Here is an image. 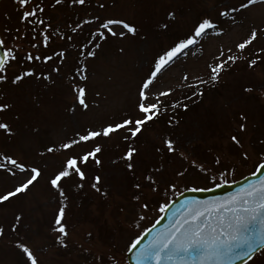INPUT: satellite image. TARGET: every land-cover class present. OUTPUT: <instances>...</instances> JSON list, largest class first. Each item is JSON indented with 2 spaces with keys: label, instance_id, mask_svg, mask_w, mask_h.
Returning a JSON list of instances; mask_svg holds the SVG:
<instances>
[{
  "label": "snow or ice",
  "instance_id": "6c2138e0",
  "mask_svg": "<svg viewBox=\"0 0 264 264\" xmlns=\"http://www.w3.org/2000/svg\"><path fill=\"white\" fill-rule=\"evenodd\" d=\"M91 6L92 0H12L11 11L5 9L0 12V19L4 21L0 23V136L9 141L21 139L17 124L21 113L17 110L14 95L15 90L28 81L44 83L46 88L56 84L57 80L66 82L71 100L65 111L73 117L101 106V92L89 91L93 62L99 58L109 38L127 40L129 35L138 36L140 29L127 17L101 15L109 7L107 0H95L99 11H87ZM258 6H264V0H212L210 11L197 16L186 30L175 35L169 45L154 54L148 69L137 82L135 99L130 107L99 124L77 127L71 136L65 135L41 146L43 150L37 151L36 155L40 159L51 158L54 161L51 165L41 166L20 147L0 148V173L15 180L10 188L0 192V207L27 195L44 179L60 200L50 231L55 242L67 248L70 231L64 204L67 199L65 184L72 181L77 187H83L82 182L90 181L92 189L102 191L104 177L100 170L104 166L107 141H113L118 149L112 163L122 162L129 172L135 173L141 156L139 141L150 125L171 111L173 115L165 123L169 128L178 126L176 111H188L191 105L202 102L206 90L218 86L222 76L241 59L251 70L264 64V43H258L264 41L262 14L261 18L252 19L238 40L230 45L223 42L218 45L216 52L205 61L204 73L185 70L176 84L160 82L165 70L181 56L187 58L197 45V52L192 54L203 55L206 37L227 35L225 21H231L233 25L243 24L244 18ZM60 9L70 11L67 18L54 17ZM13 14L16 15L15 25L8 23ZM176 23L177 12L169 10L163 20L156 22V26L169 32ZM250 49L253 51L249 52ZM126 51L124 46L118 48L121 55ZM245 53L249 55L245 56ZM259 88L264 95V82ZM242 92L252 95L256 87L242 86ZM36 106H41L38 98ZM238 117L237 126L229 131L228 139L232 145L243 148L249 117L244 111H239ZM38 135L39 129H33L32 137ZM154 150L158 155H170L186 161L191 168L208 171L203 162L191 157L186 149L181 150V142L172 132L162 134ZM242 156L250 159L247 150L242 152ZM214 163L223 165L224 156L216 155ZM90 165L96 169L91 176ZM165 168L166 164L161 160L155 167L141 173L132 185V200L141 209L140 219H145L143 212L150 209L149 197L160 196V177ZM181 169L175 172L179 179H183L189 170L183 167V163ZM262 170L264 152L260 153L256 170L251 175L255 176ZM220 175L223 176V172ZM77 178L81 183H77ZM210 179L215 180L216 177L211 176ZM167 187L175 191L177 184L168 182ZM104 194L107 195L106 192ZM169 203L162 200L159 212L164 213ZM23 217V211L17 210L11 221L0 219V237L9 230L18 232ZM159 222L158 219L156 224ZM156 224L152 225L153 229ZM146 232H149L148 228L135 235L127 246V251L135 253L136 264H233V261L255 264L258 256H264V175L223 200L185 201L171 224L143 242ZM14 247L23 256L24 264H43L26 238L17 236ZM97 259L103 264L102 257Z\"/></svg>",
  "mask_w": 264,
  "mask_h": 264
},
{
  "label": "rangeland",
  "instance_id": "374dc122",
  "mask_svg": "<svg viewBox=\"0 0 264 264\" xmlns=\"http://www.w3.org/2000/svg\"><path fill=\"white\" fill-rule=\"evenodd\" d=\"M107 3L109 7L101 15L127 17L140 31L138 36L129 35L127 40L109 38L103 45L99 58L93 62L89 91L101 92V106L87 114L78 113L73 117L65 111V106L71 100L66 82L57 80L56 84L46 88L44 83L28 81L15 90L14 95L17 110L21 113V119L17 122L21 139L9 141L0 136V148L20 147L41 166L54 163L51 158H38L36 152L43 150L41 146L65 135L71 136L77 127L88 123L99 124L130 107L135 99L137 82L148 69L154 54L169 45L175 35L186 30L197 16L210 11L212 0H115L114 5L113 0H107ZM5 9L11 11L12 0H0V12ZM86 10L99 11L95 0H92L91 8ZM169 10L177 12V23L169 32H164L157 28L156 22L163 20ZM69 14V10L60 9L54 13V17L67 18ZM262 14L264 6H258L250 16L244 18L243 24L233 25L231 21H225L227 35L206 37L203 40V55L192 54L197 52V45L187 58L181 56L166 69L160 82L176 84L185 70L204 73L205 61L216 52L218 45L222 42L230 45L238 40L245 34L252 19H259ZM3 22L0 19V23ZM16 22V15L13 14L8 23L15 25ZM120 46L126 48L125 55L118 52ZM251 51L253 49L249 50ZM244 55L248 56L249 53ZM262 82L264 64L251 70L245 60L238 61L222 76L218 86L206 90L202 102L191 105L188 111L177 110L175 114L179 120L178 126L169 128L166 125L165 121L173 115L170 111V114L148 127L139 141L141 156L135 173L129 172L122 162L112 163L118 149L113 141L105 142L104 166L100 170L104 177L102 191L92 189L90 181L82 182L83 187H77L72 181L65 184L67 199L64 204L70 231L67 248L56 243L50 231L49 226L60 200L44 179L27 195L0 207V219L11 221L17 210H22L24 214L18 232L9 230L4 237H0V264H24L23 256L14 247L17 236L26 238L33 245L43 264H101L98 256L103 258V264H126L128 244L135 235L159 218V204L162 200L170 202L184 190L208 189L222 182L235 181L255 169L260 153L264 152V143H260L264 140V95H261L259 88ZM245 85L255 86L256 92L252 95L243 93L242 86ZM36 98L40 107L36 106ZM239 111L246 112L249 117V130L244 137L243 148L232 145L228 139L229 131L237 126ZM36 128L39 129V135L33 138L32 131ZM167 132L174 133L181 142V150L186 149L191 157L203 162L208 171L191 168L186 161L170 155H158L154 145ZM244 150L249 152L250 159L243 158ZM216 155L224 156L223 165H215ZM161 160L166 168L160 177V196L149 197L150 209L143 212L145 219H140L141 209L132 200V185L141 173L155 167ZM182 163L189 170L183 179H179L175 172L182 170ZM95 172V167L90 165V176ZM221 172L223 176L220 175ZM211 176L216 179H210ZM168 182H175L177 189H169ZM14 183V178L0 173V192ZM77 183H81L78 178ZM137 224L139 227H136ZM255 264H264V256H258Z\"/></svg>",
  "mask_w": 264,
  "mask_h": 264
},
{
  "label": "water",
  "instance_id": "95a60500",
  "mask_svg": "<svg viewBox=\"0 0 264 264\" xmlns=\"http://www.w3.org/2000/svg\"><path fill=\"white\" fill-rule=\"evenodd\" d=\"M264 175V170L256 172V175H249L245 178L236 181L234 183H224L215 188L201 191H185L177 196V198L169 203L168 209L162 214L159 219V223L156 224L155 229L152 227L149 229V232L144 233L143 242H146L151 235L155 232L160 231L161 229L167 227L173 222L174 215L179 209L182 208L185 201L198 200V201H213V200H223L232 193H236L239 189L246 186L249 183H255L259 180L260 176ZM134 252L127 253V262L128 264H136L134 259ZM233 264H240L239 261H233Z\"/></svg>",
  "mask_w": 264,
  "mask_h": 264
},
{
  "label": "trees",
  "instance_id": "16d2710c",
  "mask_svg": "<svg viewBox=\"0 0 264 264\" xmlns=\"http://www.w3.org/2000/svg\"><path fill=\"white\" fill-rule=\"evenodd\" d=\"M180 95V94H179ZM177 112V111H176ZM169 114H170V112H169Z\"/></svg>",
  "mask_w": 264,
  "mask_h": 264
}]
</instances>
